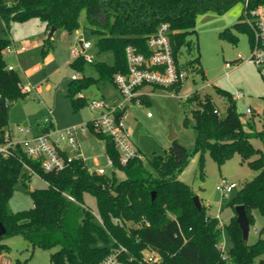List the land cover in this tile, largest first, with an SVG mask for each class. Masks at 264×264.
I'll use <instances>...</instances> for the list:
<instances>
[{"label": "trees", "instance_id": "trees-1", "mask_svg": "<svg viewBox=\"0 0 264 264\" xmlns=\"http://www.w3.org/2000/svg\"><path fill=\"white\" fill-rule=\"evenodd\" d=\"M249 1L251 7L264 4V0ZM243 2L0 0V18L6 32L12 22L36 19L44 24L45 31L54 27L55 31L62 29L72 33L79 30V17L84 13L90 31L98 36L95 43L97 54L109 52L113 62H91L97 73L96 79L81 76L70 80L65 98L76 108L86 102L84 97H79L83 90L99 82L113 83L116 74L127 72L126 47L148 54L146 39L156 32L159 25L168 26L174 62L182 68L179 63L181 48L187 46L189 51L192 47L186 38L195 32L196 18L207 11L226 12ZM234 28L247 31L251 42L253 36L244 22L243 13ZM52 42L51 38L43 41V57L52 49ZM9 45L8 37L0 39V123L3 127L7 125L10 105L26 94L19 87V75L7 69L4 50ZM198 61L195 58L190 66L203 75L196 66ZM85 63L84 56L78 54L70 66L83 73ZM218 92L222 99L227 100L224 113L215 107L209 95L199 97L192 93L186 98L187 105L196 106L192 110L193 149L190 151L175 140L163 154H153L149 162L156 174L147 170L143 159L137 157L121 165L112 139L92 131L104 145V154L110 158L116 172L103 176L90 174L81 160H73L60 172H44L39 162L27 158L20 148L12 156H0V223L5 228V234L0 238V256L8 251L2 240L20 236L32 249H57L50 255L49 264H100L112 248L118 246L126 248L128 256L134 258L131 264H136L146 251L158 257V264H264V238L258 237L252 244L243 242L235 214V207L243 206L249 226L253 224L254 211L264 215V113L262 128L256 130L253 117L242 121L233 96L220 89ZM144 98L141 97V101ZM215 109L220 111V115L214 113ZM123 113L124 110L120 114ZM90 123H86L89 128ZM52 127L42 126V131ZM252 140L261 142L262 147H254ZM205 153L218 168L237 155L256 173L226 202L234 213L226 225L231 242L226 255L221 249L219 220L209 215L201 203L199 209L195 206V194L178 178L195 154L198 155L202 177ZM24 165L45 182L44 188H29L33 174L25 171ZM117 173L123 174L124 178L119 179ZM19 180L32 200V208L12 212L8 200ZM85 195L94 198L100 222L85 207Z\"/></svg>", "mask_w": 264, "mask_h": 264}, {"label": "rangeland", "instance_id": "rangeland-1", "mask_svg": "<svg viewBox=\"0 0 264 264\" xmlns=\"http://www.w3.org/2000/svg\"><path fill=\"white\" fill-rule=\"evenodd\" d=\"M242 12L243 5L238 3L226 12L207 11L200 14L195 21V32L186 38L192 47L189 51L187 46L181 48L179 63L187 72V77L177 87L154 88L153 91H147L144 101L127 104L126 126L132 147L142 156L144 167L153 174L156 172L149 161L153 154H163L168 149L171 143L168 140L170 130L174 132L178 143L190 151L193 149L195 132L192 110L196 109V106L185 103L186 98L192 93H197L199 97L209 95L215 107L224 113L227 100L222 99L218 89L232 96L240 92L243 98L235 99V106L242 121L253 117L256 130L262 128L264 68H257L247 61L250 56L249 33L234 28ZM79 25V30L72 33L62 29L54 31L53 36L51 35L52 49L43 57L41 48L49 31L45 32L39 20L12 22L6 32L5 24L0 18V39L8 37L10 47H25L23 52L5 56L7 66L14 68L22 84L29 83L33 88L40 89L39 94L30 90L10 105L7 112V128L14 141L23 139V135L18 132L19 129L29 130L28 138L40 134V126L45 118L51 119L59 130L97 119L100 113L88 107L90 100L103 99L110 104L123 102L115 85L110 82H99L83 90L79 97H84L86 102L78 104L76 108L65 98L67 84L73 75L97 78L93 64L89 62L85 63L83 73L70 66L75 57L74 52L90 57L92 63L113 62L111 53L97 54L95 43L98 36L90 31L83 12L79 17ZM79 42L89 43L90 48L82 51ZM238 55L242 60L226 68V63L236 60ZM195 58L199 59L196 66L202 70L203 75L195 71L194 66H190V62ZM246 109H250L252 114H247ZM48 111L51 112L50 116ZM251 142L256 148L262 147L261 142L257 140ZM101 145V141L95 135L87 132L81 138V153L88 170L103 167L108 175L115 169L108 165ZM203 165L201 177L198 155H193L178 178L189 186L208 213L219 220L222 227L221 247L226 255L231 247L226 225L232 212L226 202L246 182L252 180L256 173L250 170L246 163H242L237 155L218 168L210 155L205 153ZM117 176L119 179L124 178L120 173H117ZM223 178L237 185V188L226 197L215 189ZM45 186V182L36 175H33L29 182L31 190ZM84 205L97 220L94 198L85 195ZM8 207L12 212L32 208V200L20 180L8 200ZM258 237L264 238V215L254 211L247 244L254 243ZM2 243L8 247V251L0 256V261L9 259L10 264H49L50 255L57 250L32 249L20 236L4 239ZM153 254L145 252L146 256Z\"/></svg>", "mask_w": 264, "mask_h": 264}, {"label": "built area", "instance_id": "built-area-1", "mask_svg": "<svg viewBox=\"0 0 264 264\" xmlns=\"http://www.w3.org/2000/svg\"><path fill=\"white\" fill-rule=\"evenodd\" d=\"M242 5L244 22L249 26L253 36L250 42V56L247 61L257 68H264V4L251 7L250 1L244 0ZM146 45L149 50L148 54L140 53L130 46L124 50L127 72L125 74H116L113 78V84L123 98L122 103L110 104L103 99L89 101L88 107L100 113L97 119L90 121L91 128L84 124L59 130L54 126L51 119L45 118L43 126L52 125L51 129L46 132L42 131L40 134L30 138L27 137L29 130L19 129L18 132L23 135V139L14 141L12 135L0 123V156L7 158L14 155L16 149L20 148L27 158L39 162L44 172H60L73 160H81L85 163L81 153V138L87 132L92 131L104 134L112 139L119 153L121 165H125L134 157L142 159V156L133 149L127 130V104L140 103V98L144 96V88H169L187 77V72L182 68H178L174 62L169 29L166 24L158 26L156 32L146 39ZM89 48V43H82V51ZM23 51H25L24 46L19 48L9 46L4 50V56ZM77 55L74 52V56ZM84 59L86 62H92V59L88 56H84ZM241 60V57L238 55L236 60L226 63L225 66L226 68H230ZM7 69L15 71L12 66H7ZM77 78H79L78 75H73L71 79ZM19 87L24 93L30 90H35L38 93V90L33 88L29 83L24 85L21 82ZM233 98L234 100L242 99L243 95L240 92H236ZM123 110L125 113L120 114ZM214 113L220 115L218 109H215ZM246 113L252 114V111L246 109ZM48 115H51L50 111H48ZM101 146L104 151V145L102 144ZM104 156L108 165L113 167L110 158L105 154ZM24 170L36 175L26 165H24ZM88 171L90 174L99 176L106 174L103 167H97ZM236 188L237 185L235 183L229 182L224 178L215 187L216 191L220 192L223 197L232 193ZM69 199L72 200L71 198ZM97 221L100 222L99 218ZM133 259V257L128 256L126 248L118 246L112 248L109 255L100 264H131ZM158 263L159 259L156 255L146 256L144 254L141 259L137 260L136 264ZM0 264H10V261L9 259L1 260Z\"/></svg>", "mask_w": 264, "mask_h": 264}, {"label": "water", "instance_id": "water-1", "mask_svg": "<svg viewBox=\"0 0 264 264\" xmlns=\"http://www.w3.org/2000/svg\"><path fill=\"white\" fill-rule=\"evenodd\" d=\"M54 31H55V28L51 27V29L48 33V38L51 37V35ZM79 45L81 47L82 43L79 42ZM168 140L170 142H173L176 140V136L172 130H170V132H169ZM151 198L152 199L154 198V192L151 193ZM193 202H194L195 206L199 209L200 208V201H199L197 196L193 197ZM235 214H236V222H237V224L240 228V231H241L242 240H243V242L246 243L250 226H249V223L247 220V216H246L244 207L243 206H236L235 207ZM4 234H5V228L2 225V223H0V238Z\"/></svg>", "mask_w": 264, "mask_h": 264}, {"label": "crops", "instance_id": "crops-1", "mask_svg": "<svg viewBox=\"0 0 264 264\" xmlns=\"http://www.w3.org/2000/svg\"><path fill=\"white\" fill-rule=\"evenodd\" d=\"M43 26H44V24H43ZM44 30H45V27H44ZM46 32V31H45ZM78 33H80V31H78ZM53 36V35H52ZM52 36L50 37L51 39H52ZM47 39H48V37H47ZM36 90H38V93L37 92H35L36 94H39L40 93V89L39 88H35ZM154 89L153 88H144L143 89V91H144V96L143 97H146L147 96V91H153ZM35 91V90H34ZM53 122V121H52ZM54 124V123H53ZM84 124H86V123H84ZM84 124H82V125H84ZM42 126H43V123H42V125L40 126V129H41V132H42ZM5 128V130L7 131V132H9L10 133V130L7 128V125L4 127ZM209 214V213H208ZM233 211L231 212V214H230V219L232 218V216H233ZM210 215V214H209Z\"/></svg>", "mask_w": 264, "mask_h": 264}]
</instances>
